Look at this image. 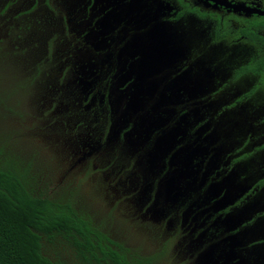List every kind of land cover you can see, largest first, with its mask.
Instances as JSON below:
<instances>
[{
    "label": "flooded vegetation",
    "instance_id": "1",
    "mask_svg": "<svg viewBox=\"0 0 264 264\" xmlns=\"http://www.w3.org/2000/svg\"><path fill=\"white\" fill-rule=\"evenodd\" d=\"M1 56L114 251L264 264V0H0Z\"/></svg>",
    "mask_w": 264,
    "mask_h": 264
},
{
    "label": "trees",
    "instance_id": "2",
    "mask_svg": "<svg viewBox=\"0 0 264 264\" xmlns=\"http://www.w3.org/2000/svg\"><path fill=\"white\" fill-rule=\"evenodd\" d=\"M36 176L0 166V264H132L77 207L81 192Z\"/></svg>",
    "mask_w": 264,
    "mask_h": 264
},
{
    "label": "rangeland",
    "instance_id": "3",
    "mask_svg": "<svg viewBox=\"0 0 264 264\" xmlns=\"http://www.w3.org/2000/svg\"><path fill=\"white\" fill-rule=\"evenodd\" d=\"M17 64H11L9 59L1 56L0 59V166L8 168L4 160L8 159L13 165L18 166L25 171L33 174L32 179L38 177L36 175L43 173L49 167V148L45 149L44 145L36 138V136L24 127V119L16 120L14 116L5 113L8 108L17 110L18 116L21 114L20 101L24 91L20 88L21 72ZM30 93V91H28ZM46 146V145H45ZM47 147L51 148L48 144ZM3 163V164H2ZM47 175L50 173L46 170ZM48 183L53 190L68 189L70 184L66 175H50ZM37 181V180H36ZM60 190V193L63 191ZM108 209L102 207L105 212ZM110 228V227H108ZM69 262V261H68ZM70 264V263H68Z\"/></svg>",
    "mask_w": 264,
    "mask_h": 264
},
{
    "label": "water",
    "instance_id": "4",
    "mask_svg": "<svg viewBox=\"0 0 264 264\" xmlns=\"http://www.w3.org/2000/svg\"><path fill=\"white\" fill-rule=\"evenodd\" d=\"M189 165H190V164L187 165V172L189 171ZM170 182H171L172 184L174 183L173 180L170 181Z\"/></svg>",
    "mask_w": 264,
    "mask_h": 264
}]
</instances>
